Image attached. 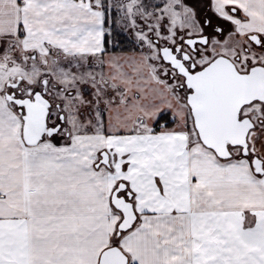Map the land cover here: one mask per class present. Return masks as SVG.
<instances>
[{"label":"snow or ice","instance_id":"1","mask_svg":"<svg viewBox=\"0 0 264 264\" xmlns=\"http://www.w3.org/2000/svg\"><path fill=\"white\" fill-rule=\"evenodd\" d=\"M0 264H264V0H0Z\"/></svg>","mask_w":264,"mask_h":264}]
</instances>
